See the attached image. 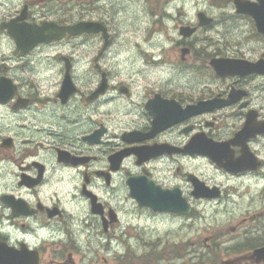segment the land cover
<instances>
[{
  "label": "flooded vegetation",
  "instance_id": "1",
  "mask_svg": "<svg viewBox=\"0 0 264 264\" xmlns=\"http://www.w3.org/2000/svg\"><path fill=\"white\" fill-rule=\"evenodd\" d=\"M97 1L0 0V257L145 264L146 253L129 250L139 237L130 235V206L177 221L194 203L264 192V0H215L217 12L180 5L174 30L195 31L178 35L174 64L195 63L194 76L131 66L121 74L114 62L124 45ZM199 13L210 21L195 28ZM98 25L105 32L86 30ZM50 26L84 31L33 44ZM149 58L163 63L161 52ZM194 180L218 197L195 198ZM130 184L144 202L190 211L141 207ZM262 246L242 245L224 263L254 264Z\"/></svg>",
  "mask_w": 264,
  "mask_h": 264
},
{
  "label": "rangeland",
  "instance_id": "2",
  "mask_svg": "<svg viewBox=\"0 0 264 264\" xmlns=\"http://www.w3.org/2000/svg\"><path fill=\"white\" fill-rule=\"evenodd\" d=\"M167 1H97V14L108 18L115 40L124 45L118 52V63L114 62L121 74L128 75L131 66L132 74L151 71L152 75L180 76L182 71L184 75H199L195 72V63H190L192 67L188 69L174 64V60L179 59V52L175 51V42L179 38L174 30L175 23L182 3L186 5L187 1H192V6L197 3L217 12V1L176 0L170 7H167ZM114 44L117 43L114 41ZM153 44L156 46H150ZM151 52H161L163 63L157 68L150 62ZM130 55L133 61L128 65ZM260 189L261 186L257 194L194 203L191 214L177 221L166 217L154 219L147 213L134 212L130 206V235L139 237L130 239L129 250L134 255L144 256L146 253L142 257L145 264H224L232 261L235 257L230 255L231 250L241 249L242 245H264V192ZM116 249L120 253L123 251L122 248ZM254 264L264 262L254 261Z\"/></svg>",
  "mask_w": 264,
  "mask_h": 264
},
{
  "label": "water",
  "instance_id": "3",
  "mask_svg": "<svg viewBox=\"0 0 264 264\" xmlns=\"http://www.w3.org/2000/svg\"><path fill=\"white\" fill-rule=\"evenodd\" d=\"M199 19H202V16L199 15ZM204 23L201 22V25H203ZM93 28V29H92ZM88 32H93V31H97V29H95L93 26H91V29H86ZM53 31H55L56 33L53 34ZM84 29L82 28V26H74V27H66V28H58L56 26L52 27V29H50V33L49 34H42L41 35V39L39 41H36V33H34L33 38H34V43L33 44H37V42H51L53 40H59L61 39L66 33L71 34V35H77L81 32H83ZM195 31V29H191L189 27H183L180 29V35L184 36V37H188L190 36L193 32ZM12 36L17 40L18 44L24 42L22 41V38L17 34L14 33L12 34ZM211 65L213 66V68L216 70L217 74H221L222 73V68L223 66L218 63V62H211ZM198 180H194L193 181V186H194V191H193V195L195 198H211V197H218V194H214V195H208L207 192V188H205L203 186V184H201L200 182H197ZM138 184L135 185H131L130 184V197L134 198L135 201L138 203L139 206H149L150 208H152L155 211H160V212H179L182 214H187L189 213V208H187V206H183L181 208H170V207H166L164 205H158V204H152V203H147L143 201V195L141 190L138 188ZM251 258L257 262H264V247L259 248L257 250H255L251 256ZM17 263L20 264L21 263V259H17ZM37 263V262H35ZM0 264H13L11 259L9 258H2L0 257Z\"/></svg>",
  "mask_w": 264,
  "mask_h": 264
}]
</instances>
